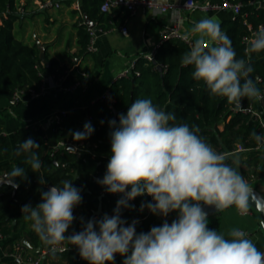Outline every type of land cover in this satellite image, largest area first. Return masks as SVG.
Wrapping results in <instances>:
<instances>
[{"label":"clouds","instance_id":"obj_1","mask_svg":"<svg viewBox=\"0 0 264 264\" xmlns=\"http://www.w3.org/2000/svg\"><path fill=\"white\" fill-rule=\"evenodd\" d=\"M181 38L191 42L182 65L193 66V79L202 81L211 95L226 98L236 111L248 110L242 106L244 99L264 98L250 75L254 71L251 54L264 52V26L252 33L245 48L247 60L236 58L231 39L215 18L201 19ZM175 120L174 113L158 110L151 99H136L126 115L120 114L118 126L114 120L109 122L113 128L111 158L98 183L109 193L123 194L113 216L90 220L83 231L66 238L64 234L74 220L73 208L82 198L72 182L65 180L62 187L54 185L43 192L36 207L24 205V218L32 221L33 230L53 252L63 251L58 246L67 241L89 264H111L116 254L126 257L123 264H264V252L243 231L232 229L230 238H225L210 230L207 213L201 207L204 204L223 211L235 206L246 213L250 185L226 163L225 154L197 134V128L170 123ZM93 131L86 123L82 132L72 134L73 139L84 140ZM251 138L258 147L264 146V134L253 131ZM38 148L29 138L17 150L18 155L29 154L27 163L34 172L41 168L40 158L33 151ZM24 176V168L13 167L0 176V182L7 177L6 182L18 188L13 181ZM145 193L155 202L147 204L149 211L165 217L177 211L178 219L171 224L165 221L148 233L137 234L136 221L125 226L121 208L129 207V201ZM144 207L142 204L141 209Z\"/></svg>","mask_w":264,"mask_h":264},{"label":"trees","instance_id":"obj_2","mask_svg":"<svg viewBox=\"0 0 264 264\" xmlns=\"http://www.w3.org/2000/svg\"><path fill=\"white\" fill-rule=\"evenodd\" d=\"M240 2L245 8L251 3L259 4L264 0H230ZM103 0H83L84 14L93 21L102 23L101 28L107 29L110 18L109 12L100 9ZM22 6L27 12L26 5L18 0H0V99H12L17 89L32 88L40 90L42 84L41 70H47L54 76L63 74L71 66L59 65L56 59H49L50 66L46 67L40 60V46L36 43L28 44L14 35L13 27L19 14L18 7ZM122 10L123 16L128 15V10L123 6L113 8L111 11ZM111 12V13H112ZM83 17L78 18L76 24L77 52L68 56L70 63L75 64V58L80 55H88L87 50L89 32ZM264 26V6L247 8L242 13L235 14L220 24L221 31L231 39L237 59H248L245 56V48L249 46L252 33ZM190 50V45L181 39H170L159 47L154 56V62H147L141 55L135 61L134 69L139 74L130 77L117 78L110 87V94L114 98L113 109L117 110L116 125H119L120 114H127L131 103L136 99H151L158 110L166 113H174L176 120L170 123L187 124L190 128L198 129L197 134L209 143L218 153L227 157L226 163L238 170L241 158H235V151L240 146L239 152L244 156L249 166H253L251 179L264 177L263 152L256 150L255 140L251 138L253 131L263 134L264 130L257 120L243 111H233L224 97L213 96L202 81H196L192 77L193 66H183L182 56ZM251 65L254 71L250 74L257 88L264 90V52L251 54ZM157 65L161 66L159 71ZM87 73V67L76 65L75 71L69 73L63 81V85L83 80ZM24 96L23 99H27ZM256 100H242V104L248 105ZM113 109L107 102L96 101L86 108L72 107L61 116L58 123L53 125L52 141L71 142L77 145V150L60 148L52 153L47 163L53 170L48 171V180L52 185L62 187V181L72 182L73 187L79 189L82 198V213L77 219V225L83 231L88 221H99L107 214L113 216L117 201L123 196L121 193H109L107 189L98 183L107 172V164L111 158V136L113 128ZM264 111V105H263ZM90 118L94 131L80 141L73 139V133L84 130V119ZM4 121L0 118V173L9 172L13 167H22L24 177H17L14 182L19 185L13 196V187L9 184L0 186V235L7 239L5 246L11 250L16 240L13 234L19 231L24 205L36 207L41 203V194L49 190L45 182L41 183V172H34L27 163L28 153L17 154L20 143L27 139H33L39 145L33 151L41 159L47 151L48 138L44 129H34L30 126L17 129L11 136L3 135ZM237 153V152H236ZM238 160L239 163H233ZM131 189L128 188L127 191ZM101 205L102 214L98 217L93 212ZM145 205L141 209V205ZM149 204L146 193L129 201V207L120 210L121 219L125 222L139 218L137 229L145 231L155 227L154 220L160 214L151 213L146 219L141 217ZM168 220L170 224L178 219L177 211L170 212ZM216 215V214H215ZM214 216V215H213ZM211 216V217H213ZM210 230H216V224H208ZM98 232L99 228L96 226ZM23 235L34 246L39 245L40 237L33 230H25ZM65 237H70L71 231L65 232ZM67 242V241H65ZM69 243V242H67ZM43 247H50L45 242ZM39 255V253H35ZM115 260L111 264H123ZM89 264L85 259H79L73 249L63 252L51 251L41 264Z\"/></svg>","mask_w":264,"mask_h":264},{"label":"crops","instance_id":"obj_3","mask_svg":"<svg viewBox=\"0 0 264 264\" xmlns=\"http://www.w3.org/2000/svg\"><path fill=\"white\" fill-rule=\"evenodd\" d=\"M43 1L45 0H18L19 3L26 5L27 12L15 21L13 27L15 37L28 44L43 45L47 61L56 59L59 65L66 64L71 66V71H75L76 65L80 64L82 67H87V73L84 75L81 84L73 91L53 88L49 83H46L42 92L34 98L0 99V118L4 121V131L10 136L17 129L26 126L30 122L43 121L48 134L49 144L47 151L40 159V172L46 186L50 182L48 180V171L53 170L52 166L47 163V159L49 158L50 144L53 142L50 129L53 125L54 112L59 109L72 107L86 108L89 104L94 103L96 98L116 81L118 74L131 61L136 60L157 44L160 31L171 23L176 14L180 13L182 16L181 31L183 34L188 33L195 23L203 18H215L221 24L223 21L235 16L233 11L229 9L205 11L198 8H181L169 9L166 12L154 14L149 9L139 8L133 15H125L123 18L122 10L107 11L110 13L107 29H102V23L99 21L95 22L89 17L94 22V29L97 31L96 50L88 55L84 54L76 57L75 64L72 65L68 56L76 53L78 49L76 24L78 18L83 17L85 22V16H87L84 14L83 0H49L58 2L59 6L52 5L42 8L40 4ZM154 1L170 5H178L184 2V0ZM195 1L201 2L204 0ZM211 1L221 2L222 0ZM257 6L256 3H251L246 8L243 6L242 10L252 9ZM121 25L127 26L126 33L120 31L119 26ZM48 73L45 70V74L47 75ZM254 106L259 108L257 102L254 103ZM240 151H235V158L240 155L236 154V152L239 153ZM78 218L79 216L74 218L66 232H73L78 226L76 222ZM260 219V214L252 208L242 214L235 206H232L210 217L208 224H216V231L223 234L225 238H230L228 233L232 229L246 230V237L253 241L258 250L264 252V229ZM154 224L162 226L159 218L154 220ZM25 230H33V228L32 221L25 219L23 216L19 231L15 232L13 237L22 242V238H27L23 235ZM6 241V238L0 239V254L10 247L5 246ZM38 243L39 245L37 246H40L39 252L24 244L30 255L37 256L35 253H40L46 248L41 246L44 244L41 238ZM130 254L131 252L128 253V255ZM116 257L118 262L126 258L120 254L116 255ZM41 261L43 260L41 259ZM0 264H15V262L9 258H3Z\"/></svg>","mask_w":264,"mask_h":264},{"label":"built area","instance_id":"obj_4","mask_svg":"<svg viewBox=\"0 0 264 264\" xmlns=\"http://www.w3.org/2000/svg\"><path fill=\"white\" fill-rule=\"evenodd\" d=\"M52 5H54L56 7L59 6L58 2L45 0V1L41 2L40 7L43 8V7H48V6H52ZM257 5L260 6V3ZM118 6L125 7L128 10V15H133L139 8L149 9L154 14L163 13V12L168 11L169 9H181V8H185V9L198 8L200 10H205V11L206 10L229 9V10H232L234 14H239V13H242V11H243L242 10L243 5L240 2L234 3V2H231L230 0H222L221 2H216V1H211V0H204L201 2H196L195 0H184V2H182L178 5H170V4H166V3H160V2H157L154 0H103L102 4L100 6V9L103 12H107V11H111L113 8L118 7ZM17 12L19 14H23L25 12V10L22 8V6H20V7H18ZM181 19H182V16L180 15V13L176 14L173 17L171 23L168 26L164 27L160 31V37H159L157 44L152 49H150V50H148L142 54V56L145 58V60L147 62H154V56H155L157 49L159 47H161V45L163 43H165L166 41H168L170 39H181V40H183L181 38L184 35L181 31V21H182ZM119 29L122 33L127 32V26L126 25L119 26ZM88 32H89V41L87 44V50L89 52H94L96 50L95 42H96L97 31L94 29V27H88ZM183 41H185V40H183ZM185 42L188 43L189 45L191 43L190 41H185ZM135 61L136 60L131 61V63L118 74V78L130 77L133 74L138 75L139 71L134 69ZM71 72H72L71 69H69V70L65 71L63 74H60L58 76H54L51 73H48L46 75L45 70H41L40 75H42V84H41L40 90L36 91L32 88L17 89L13 93V98L23 99L24 96H28V98H34L42 92V90L46 86V83H49V85L53 88H60V89L65 90V91H73L81 84V82L79 80L73 82L70 85H63L64 79ZM82 75H85V74L82 73ZM261 96L264 97V90L261 92ZM96 101L107 102L109 108H111V109H113V104L115 102L114 98L110 94L109 88H107L103 93H101L98 96V98H96L95 102ZM255 102H257L259 104V108H256L254 106ZM255 102L248 104V105L242 104L243 107L248 109L247 111H243V112L250 114V116L254 120H257L259 122V124L262 126V128L264 130V111H263L264 98L256 100ZM231 108L233 111H236L234 109V105H232ZM67 110L68 109H59L53 113V125L60 121L61 116L64 115L67 112ZM53 125H52V128L50 129L51 135H52V132L54 131ZM27 126H30L34 129L42 128L46 131V128H45L42 120L30 122L29 124H27L24 127H27ZM2 134L7 135L5 131H2ZM263 134H264V132H263ZM47 138H48V135H47ZM48 144H49V140H48ZM68 144L74 145L76 148L75 150L78 149L77 145L74 143L56 141V142H52L50 144V149L48 151L49 156H51L54 151H56L60 148H65L66 145H68ZM261 147L262 146L258 147L256 145L255 149L260 150ZM238 150H243V148H241L239 146L236 151H238ZM146 195L148 197L149 203H155L151 196H149L147 193H146ZM249 208H248V210H249ZM248 210H247V212H248ZM151 213L152 212L149 211L148 208H146L145 214L141 217V219L142 220L146 219ZM168 217H169V215H167L166 217L159 215V219L161 220L162 224L165 221L170 224ZM133 221L137 222L135 225L137 234L148 233L152 229V227H150L143 232L139 231L137 229V224L140 222L139 218H133V219L127 221L125 223V226L131 225ZM155 227H159V226H155ZM238 230H241L245 234H247L246 230H242V229H238ZM79 232H81V227L77 226L73 230L72 234L79 233ZM2 238H4V237H2L0 235V239H2ZM58 249H64L63 251L73 249L76 251L78 258L83 259L79 254V249L75 245H72V244L67 243V242H63L61 245L58 246ZM51 251H52V246L46 247L39 253L38 256H32L27 251L24 243L21 242V240H16L14 242L11 250H4V252L0 254V261L3 258H9L11 260H14L15 264H41V257L43 255H48ZM63 251L57 250V252H63ZM116 255H118V254H116Z\"/></svg>","mask_w":264,"mask_h":264},{"label":"water","instance_id":"obj_5","mask_svg":"<svg viewBox=\"0 0 264 264\" xmlns=\"http://www.w3.org/2000/svg\"><path fill=\"white\" fill-rule=\"evenodd\" d=\"M260 5L264 6V1H261ZM85 23L88 27H94L95 26L94 22L88 16H85ZM39 58H40L41 62L46 67L50 66V62H48L46 57H45V49H44L43 45L40 46ZM157 68L159 71L162 70L161 66H159V65H157ZM116 117H117V110L113 109V120L114 121H116ZM89 121H90L89 117H86L84 119L85 124L88 123ZM69 148L76 149L75 146L72 144L66 145L65 149L71 150ZM263 159H264V155H263ZM4 173L5 172L0 173V176H2ZM6 181H7V177H5V182H0V186L3 184H9ZM13 183H15V182L13 181ZM9 185H11V184H9ZM249 185L251 187L250 192H249V207L256 210L260 214V216H261L260 223L264 229V194L262 192H260L256 187H254L252 184H249ZM47 186L49 188H51L53 185L51 184V182H48ZM15 191H16V188H13V192H12L13 196L15 195ZM201 207H202L203 211H205L207 213V218H209L215 214H218L220 212L215 206H208V205L201 204ZM99 214H102L100 204H99L97 210H95L93 212V215H99ZM102 215L105 216L107 214H102ZM107 216L111 217L110 215H107ZM22 242L27 247L33 248L36 252L40 251V246L34 247L32 244L29 243V241L26 238H22ZM45 258H46V255H43L41 257L42 260H44Z\"/></svg>","mask_w":264,"mask_h":264},{"label":"rangeland","instance_id":"obj_6","mask_svg":"<svg viewBox=\"0 0 264 264\" xmlns=\"http://www.w3.org/2000/svg\"><path fill=\"white\" fill-rule=\"evenodd\" d=\"M259 151L264 153V146H262ZM236 154H239V153H236ZM238 157L239 159L241 158L242 160L241 163L237 167L240 174L245 178L248 184H252L254 187H256L260 192L264 194V180H262V178L264 177H261V178L255 177L257 179L255 178L251 179L250 176H252L253 170H257V169H254L253 166H249L247 161L244 159V156L239 155ZM81 213H82L81 205L78 204L73 208L74 218L77 216H80Z\"/></svg>","mask_w":264,"mask_h":264},{"label":"flooded vegetation","instance_id":"obj_7","mask_svg":"<svg viewBox=\"0 0 264 264\" xmlns=\"http://www.w3.org/2000/svg\"><path fill=\"white\" fill-rule=\"evenodd\" d=\"M81 203H82V199H81L80 205H81ZM81 206H82V205H81ZM96 210H97V209H96ZM99 215H101V214H99ZM99 215H94V216H95V217H96V216L98 217Z\"/></svg>","mask_w":264,"mask_h":264}]
</instances>
